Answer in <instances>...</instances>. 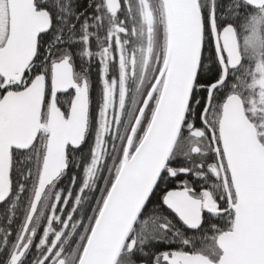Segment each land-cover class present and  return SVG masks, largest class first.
Returning <instances> with one entry per match:
<instances>
[{
	"label": "snow or ice",
	"instance_id": "obj_1",
	"mask_svg": "<svg viewBox=\"0 0 264 264\" xmlns=\"http://www.w3.org/2000/svg\"><path fill=\"white\" fill-rule=\"evenodd\" d=\"M0 264H264V0H0Z\"/></svg>",
	"mask_w": 264,
	"mask_h": 264
}]
</instances>
